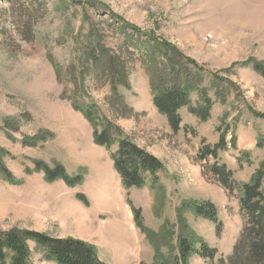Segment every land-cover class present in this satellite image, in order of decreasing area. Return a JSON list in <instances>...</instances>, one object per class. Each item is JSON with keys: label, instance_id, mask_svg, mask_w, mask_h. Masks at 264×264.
Listing matches in <instances>:
<instances>
[{"label": "rangeland", "instance_id": "374dc122", "mask_svg": "<svg viewBox=\"0 0 264 264\" xmlns=\"http://www.w3.org/2000/svg\"><path fill=\"white\" fill-rule=\"evenodd\" d=\"M124 24L175 46L205 83H214L206 88L211 99L206 120L183 108L182 130L174 132L153 106L138 62L131 89H120L129 113L115 116L107 102L109 87L89 76L78 85L84 91L74 93L76 73L70 67L88 44L101 42L124 59L127 49L135 51L138 42L125 40L123 31L132 30L122 29ZM256 64L264 68V0H0V147L17 181L10 184L0 175V230L79 240L95 246L105 264L169 259L181 235L195 233L218 256L214 262L193 256L188 264H219L220 257L231 255L244 221L236 192L228 193L205 163H220L234 180L247 182L264 160V76ZM226 81L235 87L228 89ZM70 98L95 105L120 128L122 139L161 162L164 172L155 189L123 188L109 152L94 144L93 128ZM192 100L197 104L196 95ZM226 130L228 149L200 162V148L217 145ZM39 133L47 140L23 144ZM36 162L61 165L69 176L82 175L83 183L49 184L43 173L31 172ZM207 202L216 206L220 227L195 215L193 206ZM33 264L56 263L33 255Z\"/></svg>", "mask_w": 264, "mask_h": 264}, {"label": "trees", "instance_id": "16d2710c", "mask_svg": "<svg viewBox=\"0 0 264 264\" xmlns=\"http://www.w3.org/2000/svg\"><path fill=\"white\" fill-rule=\"evenodd\" d=\"M123 26L122 29L132 30L131 33L124 31L123 33L125 40L130 38L131 42L133 40L138 42L135 47L138 55L135 51L127 49L125 53L129 58L124 59L101 42L88 44L85 49L79 51L77 56L80 59L77 63L69 66L72 73H76L74 75L77 90L74 93H78V90L84 91L78 85H85V78L89 76L109 87L110 95L107 97V102L115 116L129 113L131 109L127 106V98L120 89L126 91L131 89V75L135 72V63L138 62L148 79L153 106L167 118L174 132L182 130L183 119L180 110L183 108H189V113L198 117L200 121L206 120L211 112V99L208 98L206 88H213L214 83H205V76L201 71L193 70L191 63L182 57L175 46L153 36L141 35L137 27L125 24ZM141 36H144L145 40H142ZM254 69L264 76L263 67L256 64ZM226 84L230 90L231 87H235L230 82ZM193 95L197 96V104L192 100ZM71 101L74 110L80 112L93 128L94 144L109 152L123 188L142 189L149 185L155 189L159 184V174L164 172L161 162L131 141L122 139L123 134L120 128L102 117L95 105H87L86 102L79 104L74 99ZM223 102L224 99L221 103ZM14 125L7 123L9 128L17 130ZM183 130L187 132L188 127H184ZM228 133V130L223 132L217 145L207 144L200 148V162H207L211 158L216 159L220 149H228L226 142ZM232 138L235 143V134H232ZM46 140V137L39 133L25 138L23 144L36 146ZM114 145H117L116 151ZM8 156L9 154L0 147V175L6 182L16 184L17 181L4 163ZM205 165L206 169L211 171L213 178L220 182L228 193L234 195L236 192L240 214L244 221L241 236L234 245L231 255L228 258L220 257L219 264H225V262L264 264V160L247 182L234 180L232 172L220 163H215L213 166H208L207 163ZM31 172L43 173L45 181L49 184L62 181L67 187L75 188L83 183L82 175L69 176L61 165L50 167L43 162H36ZM78 197L86 204L87 201L83 196ZM193 211L197 217L220 227L221 223L217 219L218 210L213 203L195 204ZM133 214L135 225L140 228L142 226L140 212L134 208ZM181 236L175 256L152 264H188L193 256L215 261L218 251L212 249L195 233ZM33 255H39L42 261L48 263L105 264L100 260L95 246L79 240L52 238L33 230H0V264H33Z\"/></svg>", "mask_w": 264, "mask_h": 264}]
</instances>
